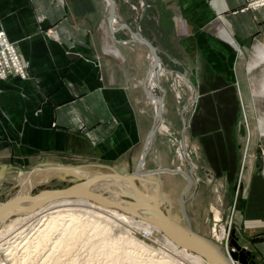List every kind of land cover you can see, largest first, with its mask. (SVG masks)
<instances>
[{"label": "crops", "instance_id": "obj_1", "mask_svg": "<svg viewBox=\"0 0 264 264\" xmlns=\"http://www.w3.org/2000/svg\"><path fill=\"white\" fill-rule=\"evenodd\" d=\"M144 1L140 33L195 89L192 113L189 102L180 105L169 93L162 119L182 140L200 145L205 174L201 178L192 166L174 171L181 169L174 146L159 127L140 169L158 178L160 196L171 206L188 188L177 180L190 186L187 175L195 179L185 195L193 229L217 244L219 223L229 220L222 234L233 225L231 232L250 251L248 264H264V7L245 9L252 0ZM106 5L0 0V30L29 72L0 78V168L14 162L87 171L107 164L132 174L139 166L157 111L147 88L150 50L130 31H112ZM116 18L131 23L125 14ZM238 179L244 192L230 216L224 197L216 204L211 185Z\"/></svg>", "mask_w": 264, "mask_h": 264}, {"label": "rangeland", "instance_id": "obj_2", "mask_svg": "<svg viewBox=\"0 0 264 264\" xmlns=\"http://www.w3.org/2000/svg\"><path fill=\"white\" fill-rule=\"evenodd\" d=\"M104 2L105 4H107L105 0ZM115 3H116V12L118 15L122 17L123 14H125L126 16L131 17V23L124 21V18L122 19L117 18L118 24L121 25L120 23H127V25L132 27L134 31H136L137 28L141 29V23L139 21V18L143 12V9H145L146 7L145 1L115 0ZM107 6H108V10H110L109 5H106V7ZM148 27H149V32L154 28L153 22H151L150 20L148 23ZM122 29L119 30H121V32H126V33H128L129 31L126 27H123ZM149 58L151 59V57ZM162 61H161V65L156 67V69L160 70L161 67H164L165 71L161 73V77L159 76L160 79L162 80L161 85L160 84L158 85L157 83V85L154 87L155 94L161 96V98L163 97L164 100V98L168 97L169 93H172L174 95L175 101L178 104L184 105L189 102L190 113H192L195 104L194 103L195 89L193 87V84L189 82V80H187L186 77H184L185 73L183 71H178L176 69L173 70L170 67L168 61H166V57H164ZM187 75L189 74L187 73ZM166 124H164L163 121L160 128L163 129L165 133H167L166 136L168 142L174 146V151L176 152L178 158L177 166L181 168V171L183 169L184 171L187 172H189L192 166L194 169L193 171L195 173L201 174V178H203L205 172L204 171L201 172V170H204L203 169L204 165L202 163V149L200 145H198L195 142H192L191 140L189 141L187 140L186 151L184 153L182 142L185 141L182 140V136L176 134L175 131H172L171 128ZM179 126H182L180 121H179ZM244 138L245 139L243 144H246L247 139L246 137ZM260 145L262 146L260 147L261 148L260 152L262 155H264V142L260 141ZM8 164L9 163H5V167H3L4 169L7 168V172L5 176H3L2 178L0 177V202H7L12 198L11 202L13 204L15 203L21 204V202L23 203L25 202L22 200L29 199L26 198L28 197L27 195L36 196L40 193L45 194L47 192L46 190L49 189H57V188H63L69 186L75 182H78L81 176V174L79 173L57 171V170L45 171V172L37 173L38 174L37 175L33 173L23 172L21 168ZM22 166L24 168L33 167V165H27V166L22 165ZM3 168L2 167L0 168L1 172ZM88 168L89 170L84 171L82 169V171L85 174H100V173H109L112 171V170L109 171L107 168L94 169L92 167L87 166L86 169ZM238 180L239 181H237L236 184H232L228 186L220 185L215 182H213L211 185V188L213 189L212 195L215 196L217 199L216 204H219L218 203L220 201L219 197L222 198L224 197V200L221 201L222 204H226L227 206L226 211H228V213L230 211L229 213L230 216H231V212L234 211L236 206L235 199L237 197H240V195H242L244 192V188L242 186L243 184H241L242 182L240 179ZM177 181L181 184V188H185L186 185L189 188L188 180L181 179ZM95 185L98 193L101 196H104L105 194L109 197H111V195L112 197H114L113 189H116L115 184L107 182L103 184L97 183ZM193 185H191L192 186L190 187L191 189L187 188L189 190L187 196L191 193V191H193L194 189ZM155 189H156L155 186H152V188L149 187L147 188V190L150 192L152 190L155 191ZM16 195H20V196H16ZM23 197H25L26 199ZM121 198L124 201L133 200L131 196H124ZM184 199L186 200V205H187L188 200L186 199V196ZM180 200L181 199H179L177 203L175 200V202H173L171 206L170 205L171 203L169 204L170 201L164 198L163 207L165 209L166 207L170 208L172 212L176 211V213L178 212L181 213L183 211L182 210L183 203ZM29 201L27 203H29ZM73 208H75L76 211H63V213L77 214L76 220L72 223L74 227H77L76 230H72L73 227L72 224L71 226L66 225V227L60 225L57 228V230H55L54 232L53 231H51L52 233L49 232V238H48L49 240L46 241V244L48 246L43 245L45 244V242L42 245L35 244L38 243V237H40L37 235L39 232L36 229L43 227L42 222L40 223L37 222L39 221L38 219L41 218L43 215H38L36 218L32 219L31 221L29 219L28 220L25 219L24 221V219H22V217L24 216L13 215L0 222V231H1L0 244H3L1 245L2 248L0 249V264L2 263L3 264H11V263L12 264H198V262L196 263L195 261L190 260L189 258L183 256V254L174 251L173 248L171 249L169 245L167 246V244L163 243L162 240H160L159 238L157 239L154 238L152 241H150L151 243H149V245L150 244L153 245V246L150 245L151 247H155L157 249L149 247L147 245L148 241L144 240V238L140 234L141 229L143 227H136L138 225H136L135 222L133 224L131 222L129 224L126 222H122V223L114 222L111 218H110L111 220L108 217L107 219L105 215H99L100 217H98L96 214L92 215L91 213H87V211H81V209H79L81 207L74 206ZM109 210L112 211L114 209H109ZM112 212H115V210ZM187 212L189 214V210H187ZM124 214H126L127 216H132L133 218L136 217L134 215H130L127 213ZM172 215L175 219H178L181 222V224L187 225L184 215H179V214L178 216H176V214H172ZM138 219L140 220L141 218ZM33 221L36 222L38 226ZM64 221L65 220H62V222ZM30 222L31 223L33 222V224L35 225L30 224ZM219 224L220 225L218 227L217 236L220 242L218 243L222 246L221 248L222 251L226 252V248L229 247L228 237L224 236V234L222 233L224 228L227 227V224L230 225V221L222 220ZM95 226L96 229L94 228ZM60 227L63 229V230L61 229L62 232L59 229ZM232 227L234 226L232 225L231 228ZM66 228H69L70 231ZM19 231L20 234L18 233ZM22 232L24 234H21ZM218 234L222 235L221 239L219 238ZM27 235H30L29 239H27ZM15 236H17L16 238L19 241L22 238L26 239L25 240L26 242L27 240L29 241L28 242L29 245L27 243L25 244L27 246H30L29 252H25V248L22 247L24 245H21V247L17 248L18 251L15 250L16 251L14 253L15 256L14 255L7 256V259L9 260L7 261L8 263H5L6 260L2 258L3 257L6 258V256H3V253L6 248L10 247V245L17 244V243L10 244L11 241L16 239ZM157 236L160 237V235ZM60 237H62V239H60ZM34 238L36 239V241ZM30 240L32 243L30 242ZM56 240H58V243H56ZM59 241H63V242L60 243ZM141 241H145L147 244H144Z\"/></svg>", "mask_w": 264, "mask_h": 264}, {"label": "water", "instance_id": "obj_3", "mask_svg": "<svg viewBox=\"0 0 264 264\" xmlns=\"http://www.w3.org/2000/svg\"><path fill=\"white\" fill-rule=\"evenodd\" d=\"M110 4H111V9L109 12V23L111 25L112 31H117L123 27H126L132 34L133 40H136L146 45L149 48L150 53L153 54V59L155 61L156 66H160L161 59H160L156 46L152 43L151 40H149L144 35H142L138 28L136 31H134L132 27H130L126 23H122L117 28L113 26V21H115L116 15H117L115 0H110ZM156 97L159 98L161 105L156 111V117L154 119V123H153L147 143L149 142V140H151L152 136L157 131L159 122L163 114V106H164L163 99L161 98V96H158V95H156ZM146 155H147V145L143 153V156L141 158L139 166L132 174H123L120 171H118L116 168L112 167L111 165L101 164L102 166L107 167L110 170H112V172L94 174L91 178L85 179V181H78L69 186L63 187V188L46 190L48 195L44 197V199H41V200L40 199L35 200V199L38 198L42 193L36 196L27 195L28 197L26 198H29L30 200L29 206H25V205L15 206L18 203L13 204L11 202L12 198L8 200L7 202H0V211H5V210L10 211L8 214H6V216L5 215L3 216L2 214V217L0 218V220L2 222L3 220L7 219L10 216L22 215L28 212H32L42 207L44 204L50 203L53 200L61 199L64 197H72V198L81 197V198H87L91 200L93 199L96 202H99L108 207H114V208L123 210L125 212L134 214L139 217L140 216L144 217L145 212L147 213V212L158 211L156 212V215H158L157 218H159L157 222L160 223L161 230L165 234H167L169 237H171L175 242H177L179 246L186 247L187 249L196 252L197 254L201 255L204 259H206L211 264H234L233 261L231 260L230 261L225 260L223 257H221L217 253V251L213 249V244H216L214 240L202 234H199L193 229L190 217L186 209L185 201H183V214H184V218L186 220L187 225H183L181 224L180 221H175L174 219H172L169 215V212H168L169 210L163 207L164 201H161L160 198L155 197V196L154 197L146 196V193L143 191V189L140 188V186L135 182V180L137 181L144 180L151 184L152 183L159 184V181L155 177L146 176V174H144L140 169L141 166H143V164L145 163ZM12 165L18 168H21L22 170L30 171V172H35V171L42 170V169L43 170L44 169H57V168H64V167L71 168V169H78L79 167L75 165L73 166V165H49L47 164V165H39V166L31 167V168H24L21 164H16L14 162H12ZM108 175H112V176L128 181L129 184L136 190L138 199H137V204L135 206H128V205H124L123 203H117V202H104L98 196L99 194L98 192L90 191L89 189H87L86 187L88 184L86 182L87 180L103 179V177H106ZM187 176L191 181V177L189 175ZM16 196H20V195H16ZM182 231H185L187 235H184ZM196 242L201 243L202 246L200 247L197 246ZM228 243H229V247L226 249L228 250V253H230L232 260L239 262L240 264H248L249 263L248 258L250 257V251L242 247L239 244V240L236 237L234 230L231 232V235L228 237Z\"/></svg>", "mask_w": 264, "mask_h": 264}, {"label": "bare ground", "instance_id": "obj_4", "mask_svg": "<svg viewBox=\"0 0 264 264\" xmlns=\"http://www.w3.org/2000/svg\"><path fill=\"white\" fill-rule=\"evenodd\" d=\"M107 5H109V8L111 9V4H110V0H105ZM110 11V10H109ZM113 26L114 27H118L119 24L117 22V18L115 19V21H113ZM149 57H151L150 59V62H151V65H152V70L150 71L149 73V76H148V85L149 87L148 88V95H151L153 96V98H151V103L154 105L155 109L157 110L159 108V106L161 105L160 103V100L158 97H156V94L154 92V87L157 85H159V82H158V79H159V76H161V73H163L165 70H164V67H161L160 70H157L156 67H154L156 64H155V61L153 59V54L150 53ZM150 65V67H151ZM161 65V64H160ZM154 67V68H153ZM158 67V66H157ZM184 78V77H183ZM161 80V79H159ZM163 99V97H162ZM163 104H164V101H163ZM160 119V118H159ZM163 123V119L161 118L160 122H159V125L158 127L160 128L161 125ZM164 127V126H163ZM150 144H151V140H149L148 142V145H147V149H149L150 147ZM185 146H186V142H182V147L184 149V153L186 151L185 149ZM51 170H57V171H65V172H74V173H79L81 174L80 176V179L79 181H85V179L87 178H91L94 174H85L81 168H78V169H71V168H67V167H64V168H57V169H42V170H38V171H35V172H30V171H25V170H22L23 172H27V173H33V174H37V173H41V172H45V171H51ZM175 172H182L181 169H176L174 170ZM50 174V173H49ZM145 174V173H144ZM38 175V174H37ZM53 175V174H52ZM67 175V173H66ZM65 175V176H66ZM45 176V175H44ZM146 176L148 177H155L153 176L152 174L150 175L149 173L147 174L146 173ZM37 177V176H36ZM35 177V178H36ZM64 177V176H62ZM43 178V177H42ZM158 180V178H156ZM42 181V180H41ZM87 183V189H89L90 191H97V188H96V185L97 183H100V184H103V183H113L116 185V189H113V194H114V197H109L107 195L104 194V196H101L100 194H98V196L100 197V199L104 202H117V203H123L124 205H128V206H135L137 204V199H138V195H137V192L136 190L129 184L128 181L126 180H123L121 178H118V177H115V176H112V175H108L106 177H103V179H97V180H87L86 181ZM192 184H195L196 183V180L192 178L191 180ZM142 185L140 188H144L143 191L146 193V196H149V197H158L160 198L161 201H164L162 199V197H160V184H156V183H152L151 185L155 186V191L152 190L151 192L150 191H145V189L148 188V182L142 180L141 181ZM191 187V184L189 186V188ZM188 188V189H189ZM187 189V192H183L182 193V196H181V201L183 203V201H186L184 198H185V195H187L189 193V190ZM191 189V188H190ZM98 192V191H97ZM150 194V195H149ZM48 195V193L46 192L45 194L43 193L42 195H40L38 198H36L35 200H38V199H44V197H46ZM124 196H131L133 198V200H122L121 197H124ZM136 198V200H134ZM71 199V200H69ZM74 199V200H73ZM25 202H21V204H16L15 206H21V205H25V206H29L30 204L27 203L29 201L28 200H24ZM106 204V203H105ZM14 206V207H15ZM74 206L76 207H81L79 209H81V211H87V213H91L92 215L93 214H96L98 217H100L99 215H105V217L107 218H111L114 222H126V223H134L138 226L136 227H144L148 230H151L153 232H158L160 233V240H162L163 243H166L167 246L169 245L171 247V249L173 248L174 251H177L178 253L180 254H183V256H185L186 258H189L190 260H193L195 261L196 263L198 262L201 263V264H211L209 263L206 259H204L201 255L197 254L196 252L194 251H191L189 249H187L186 247H181L178 245L177 242H175L171 237H169L167 234H165L162 230H161V226H160V223L157 222V220L159 218H157L158 215H156V212L158 211H153V212H145V216L144 217H139V216H136L134 214H130L128 212H125V211H122V210H119L117 208H114V207H108L106 205H103L99 202H96L95 200H91V199H87V198H81V197H78V198H72V197H64V198H61V199H56V200H53L51 201L50 203H47V204H44L42 207L32 211V212H28V213H25V214H22V215H16V216H24L22 217V219H29L30 221L34 218H36L38 215H43L41 218H39L38 222L37 223H40L42 222V226L41 228L39 229H36L38 232V243H35V244H43L45 242V244L43 245H46V241H48L49 239V232L52 233L51 231H55L57 230V228L62 225V226H65L66 225H69L71 226V224L76 220V215L77 214H73V213H66L64 214L63 211H76L75 208H73ZM109 209H114L115 212H112L114 210H109ZM167 210H169V215L172 219H174L175 221H179L178 219H175L173 217V212L171 211V209L169 208H166ZM10 211L8 210H5V211H0V218L2 217V214L3 216L6 214H8ZM120 212V214H119ZM123 212V213H122ZM124 213H127V214H130V215H134L136 216L135 218H133L132 216H127L126 214ZM144 213V212H143ZM80 215V214H79ZM84 215V214H83ZM95 215V216H96ZM15 216V217H16ZM27 216V217H25ZM102 217V216H101ZM4 218V217H3ZM68 218V219H66ZM107 218V219H108ZM138 218H141L140 220ZM110 219V220H111ZM143 219V220H142ZM62 220H65L64 222H62ZM1 222V220H0ZM15 222V221H14ZM12 222V223H14ZM34 222V221H33ZM33 222L30 224H33ZM62 222V223H61ZM70 222V223H69ZM28 223V221H27ZM36 224V222H34ZM33 224V225H35ZM32 225V226H33ZM37 225V224H36ZM117 225V224H116ZM38 226V225H37ZM36 226V227H37ZM73 226V224H72ZM99 226V225H98ZM97 226V227H98ZM35 227V226H34ZM74 227V226H73ZM72 227V230H76L77 227ZM31 228V227H30ZM96 229V226L94 227ZM134 228V227H133ZM231 226L226 228L225 229V236L229 237L231 235ZM35 229V228H34ZM60 231H61V227L59 228ZM58 229V230H59ZM69 230V228H66ZM71 229V227H70ZM26 230V229H25ZM30 230V229H29ZM63 230V229H62ZM8 231V230H7ZM35 231V230H34ZM70 231V230H69ZM1 232V231H0ZM3 232V231H2ZM26 232V231H25ZM62 232V231H61ZM64 232V231H63ZM156 232V233H157ZM184 235H187L185 231H182ZM20 234V231L18 232ZM28 233V232H27ZM65 233V232H64ZM21 234H24L23 232ZM30 234V233H29ZM35 234V233H34ZM34 234H31V235H34ZM1 236V234H0ZM18 236V235H17ZM15 236V238L17 237ZM21 236V235H20ZM25 236H26V233H25ZM29 236L30 235H27V239H29ZM5 237V236H4ZM59 237V236H58ZM221 237V236H220ZM19 238V237H18ZM31 238V237H30ZM12 239V238H11ZM35 239V238H34ZM60 239H62V237H60ZM221 239V238H220ZM26 239L22 238L20 241L16 238L15 240L11 241V243H17L16 245H10V247L6 248L4 253H3V256H6L3 257L2 259H5L6 262L5 263H8L7 261L9 259H7V256H10V255H14V253L16 252L15 250H17V248L21 247V245H24L22 246L23 248H25V252H29V249H30V246H27L25 245L26 243L29 245V241L27 240V242L25 241ZM33 240V238H32ZM36 241V239H35ZM31 242V240H30ZM34 242V241H33ZM60 243L63 242V241H59ZM142 243L144 244H147L146 242L144 241H141ZM32 243V242H31ZM56 243H58V240H56ZM59 243V245H60ZM197 243V244H196ZM195 244L197 246H202L201 243L199 242H196ZM1 245L3 244H0V249L2 248ZM31 245V244H30ZM33 245V244H32ZM149 247H151L149 244H147ZM163 247V246H162ZM151 248H155V247H151ZM222 246L217 243V244H213V249L215 251H217V253L223 257L225 260H228V261H233L234 264H239L238 262L232 260L231 258V255L230 253H228V250L226 249V252H222ZM157 249V248H155ZM170 249V250H171ZM47 250V249H46ZM18 251V250H17ZM23 251V250H22ZM34 251V250H33ZM31 252V251H30ZM164 253V251H163ZM31 254V253H30ZM15 256V255H14ZM18 256V255H17ZM169 256V255H168ZM26 260V259H25ZM21 262V261H20ZM23 263V262H22ZM3 264V263H2ZM12 264V263H11Z\"/></svg>", "mask_w": 264, "mask_h": 264}, {"label": "built area", "instance_id": "obj_5", "mask_svg": "<svg viewBox=\"0 0 264 264\" xmlns=\"http://www.w3.org/2000/svg\"><path fill=\"white\" fill-rule=\"evenodd\" d=\"M260 7H264V0H252L248 3L245 9H257ZM11 74H16L23 78L29 76L27 66L20 55L18 48L8 39L5 31L0 30V78H6ZM140 234L144 240L148 241V244L151 243L150 241L154 238L160 239V237L157 236L159 233L157 234L144 227L141 229Z\"/></svg>", "mask_w": 264, "mask_h": 264}]
</instances>
